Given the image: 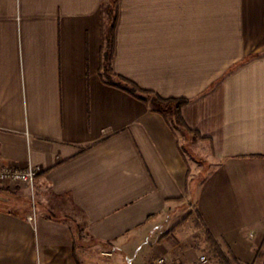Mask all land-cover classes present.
Listing matches in <instances>:
<instances>
[{"label":"crops","instance_id":"0c3cea01","mask_svg":"<svg viewBox=\"0 0 264 264\" xmlns=\"http://www.w3.org/2000/svg\"><path fill=\"white\" fill-rule=\"evenodd\" d=\"M109 1L0 0V165L42 168L0 190V264H197L188 222L264 264V0H119L114 72L187 98L195 139L103 78Z\"/></svg>","mask_w":264,"mask_h":264},{"label":"trees","instance_id":"16d2710c","mask_svg":"<svg viewBox=\"0 0 264 264\" xmlns=\"http://www.w3.org/2000/svg\"><path fill=\"white\" fill-rule=\"evenodd\" d=\"M111 5H115V14L113 15V12L111 10ZM106 8L109 10V26L103 28V34L105 37V51L103 52V78L105 81L109 84L114 83L117 84L129 91L132 94L140 95L142 99H151V102L154 105L157 106H164L168 108L173 115V122L172 124L175 127H180L185 130L187 135H189L192 138H201V135L192 130L187 126L185 123L181 110L183 106H185L189 100L187 98H162L155 92L151 90H145L140 88L135 82L129 80L128 78H125L124 76H121L119 74H116L112 67V60L114 56V50H115V31L118 23L119 18V0H110L108 4L106 5ZM105 24V22H104ZM103 24V25H104ZM188 220V216L184 217L177 226L183 225ZM203 233L205 235V240L210 245V252L215 260H217L218 264H241L238 260L233 258L231 260L227 254H225L222 251L221 246L217 243V241L213 238L212 234L206 229L203 230ZM234 261V262H233Z\"/></svg>","mask_w":264,"mask_h":264},{"label":"rangeland","instance_id":"374dc122","mask_svg":"<svg viewBox=\"0 0 264 264\" xmlns=\"http://www.w3.org/2000/svg\"><path fill=\"white\" fill-rule=\"evenodd\" d=\"M111 10L113 12V15L115 14V8L116 6L115 5H111ZM104 11H105V18L108 19V22L109 21V10L108 8H104ZM106 22V21H105ZM21 185H27L25 183H19V182H13V181H0V190L1 191H14V192H18L20 194H22L23 196H26V192H25V189H22ZM29 203H30V206L32 208H34V206H36L37 208L40 207L39 206V202L37 201H34L33 199H31V197L29 198ZM0 207H4V208H10V206H7V205H3V204H0ZM189 212V209L185 210L184 212H174V214L172 215V223L173 224H176L179 220H181L183 218V216L185 214H188ZM71 215L73 217H75L77 219V221L79 222V235H80V238H81V241L84 245H90L91 242L85 232V229H84V225H83V222L80 221V214L79 212H76L74 210L71 209ZM199 223V222H198ZM171 224V222L169 223ZM196 225V224H195ZM195 225L193 226L192 222H188L186 225H184V233H185V236L184 237H190V236H194V243L195 245L197 246V249H198V253L201 255V254H205L208 256V258L210 259V261L214 264L218 263L217 260H215L211 254V252L209 251L210 250V245L208 244V242L204 241V233L203 235H192V234H195V231H196V227ZM169 226V225H168ZM186 226V227H185ZM177 228L173 229V232H176ZM162 231H164L165 233L166 232H169V227H167L166 229H163ZM172 231V229H171ZM201 232V231H200ZM201 233V234H202ZM142 247V246H141ZM178 247V246H177ZM181 247H187V245L185 244H182L180 245L179 248ZM144 248H146V245L144 246ZM178 248H176V251L178 252ZM174 253V252H173ZM135 255L136 253H129L127 252L126 255H125V258L128 260L129 264H136V262L134 261V258H135ZM174 256L173 258L176 257V254L174 253ZM231 260H233V257L230 256V255H227ZM103 258L104 261H108L107 258L105 257H101ZM121 256L119 257V255H116L114 257V263L113 264H117L118 260H120ZM149 262H151V260H148L145 262V264H148ZM234 262V261H233ZM111 264V263H110ZM234 264H237V263H234Z\"/></svg>","mask_w":264,"mask_h":264},{"label":"built area","instance_id":"2783aa9c","mask_svg":"<svg viewBox=\"0 0 264 264\" xmlns=\"http://www.w3.org/2000/svg\"><path fill=\"white\" fill-rule=\"evenodd\" d=\"M42 168L40 166L29 165L24 169H19L11 166L0 165V181H13L19 183H25L33 186L37 177L41 173ZM30 221H34V215L29 216ZM148 264H187L182 261H171L166 256L162 255ZM197 264H211L207 255L201 254L198 258Z\"/></svg>","mask_w":264,"mask_h":264}]
</instances>
